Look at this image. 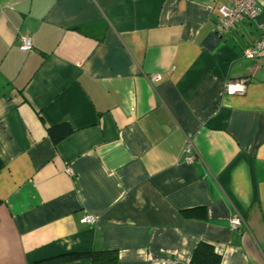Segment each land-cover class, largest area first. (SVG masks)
I'll return each mask as SVG.
<instances>
[{"label": "crops", "instance_id": "obj_1", "mask_svg": "<svg viewBox=\"0 0 264 264\" xmlns=\"http://www.w3.org/2000/svg\"><path fill=\"white\" fill-rule=\"evenodd\" d=\"M225 4L0 0V264H191L199 242L264 264V55H242L264 12L218 37Z\"/></svg>", "mask_w": 264, "mask_h": 264}, {"label": "built area", "instance_id": "obj_2", "mask_svg": "<svg viewBox=\"0 0 264 264\" xmlns=\"http://www.w3.org/2000/svg\"><path fill=\"white\" fill-rule=\"evenodd\" d=\"M228 4L221 5L219 7L220 16L214 23V32L218 37H224L230 34L235 28L238 22L242 20H250L255 22L257 28H261L262 24L259 20V16L264 12V6H262L258 0H227ZM32 42L29 37L23 36L19 39V49L23 51L32 49ZM242 55L246 57H258L264 55V36L256 39L251 44L245 46L242 50ZM158 75L151 76L152 80L158 79ZM249 81L248 76L239 77L236 80H229L224 86V92L227 95L243 94L246 91ZM186 157L189 162L193 161L192 143L189 140L185 146ZM69 175H72L70 168L66 169ZM84 222L94 224L96 218L91 215H84L81 219ZM241 223L240 218L233 217L230 220L231 228L239 227ZM93 264H114L113 262H94Z\"/></svg>", "mask_w": 264, "mask_h": 264}, {"label": "trees", "instance_id": "obj_3", "mask_svg": "<svg viewBox=\"0 0 264 264\" xmlns=\"http://www.w3.org/2000/svg\"><path fill=\"white\" fill-rule=\"evenodd\" d=\"M72 131L73 127L67 121H62L57 124L47 126V134L54 144L68 136L70 133H72ZM1 167L2 162L0 159V168ZM87 256L92 257L93 262H114L116 260V252L114 250H99L60 255L54 258L40 260L34 264H51L62 260L77 259ZM219 262L220 255H218L214 251L213 247L206 242H199L195 247L191 257V264H219Z\"/></svg>", "mask_w": 264, "mask_h": 264}]
</instances>
